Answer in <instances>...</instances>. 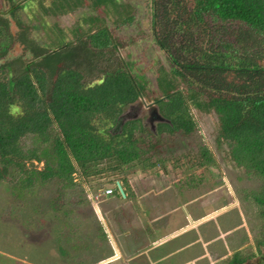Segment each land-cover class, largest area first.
<instances>
[{"label":"trees","instance_id":"obj_1","mask_svg":"<svg viewBox=\"0 0 264 264\" xmlns=\"http://www.w3.org/2000/svg\"><path fill=\"white\" fill-rule=\"evenodd\" d=\"M114 1L91 0L90 5ZM149 4L151 35L167 62L155 80L160 97L154 103L164 120L156 123V133L140 119L118 124L123 110L134 106L145 89L126 64L101 69V76L86 81L88 70L78 62L83 48L67 42L65 49L47 54L33 46L32 61L16 58L0 66V179L15 180L19 191L36 181L54 180L67 188L75 185V174L87 178L100 172L95 167L102 162L111 171L152 165L147 162L163 139L169 143L180 133H195L194 108L216 116L217 143L225 144L236 167L260 182L250 195L264 219V0ZM0 16V38L9 40L7 21ZM98 19L92 17L96 30L73 35L96 59L114 47L111 30ZM31 139L34 146L25 149L24 140ZM198 155L199 166L212 162L206 147ZM33 162L42 167L28 169ZM111 189V194L102 192L117 191Z\"/></svg>","mask_w":264,"mask_h":264},{"label":"rangeland","instance_id":"obj_2","mask_svg":"<svg viewBox=\"0 0 264 264\" xmlns=\"http://www.w3.org/2000/svg\"><path fill=\"white\" fill-rule=\"evenodd\" d=\"M90 1L80 0L76 5L75 0H0V15L7 21L10 33V41L4 36L0 38V66L16 58L20 63L32 61L29 50L33 46L42 49L39 53L46 49L47 54H51L54 49H65L63 44L67 42L84 49V54L78 51V62L82 70H88L86 81L101 76V69L124 63L134 75L142 78L145 89L134 104L139 106L125 108L118 124L140 119L156 133L154 127L159 113L154 99L160 94L155 80L167 69V62L151 35L150 0H115L97 7H91ZM96 16L99 25L107 26L114 37V47L97 53V59L73 36L76 30H96L92 23V17ZM134 107L137 109L132 110ZM191 114L196 123L195 133L191 136L180 133L176 140H168L169 143L163 139L162 146L147 162L153 161L152 165L133 164L122 171H111L107 169L109 164L102 162L95 167L100 172L87 178L75 174V185L67 188L54 180L36 181V185L19 191L15 180L0 179V264H99L111 253L112 244L105 221L100 219L92 203L102 200V190L114 189L116 181L126 195L123 197L118 190L112 195L104 194V207L116 205L113 212L122 217L134 213V218L152 220L160 215L151 225L149 223L147 231L151 236L142 242L143 249L146 243H150L149 246L156 243L155 238H170L178 231L173 228L179 222L189 226L193 210L210 212L237 200L239 210L222 213L212 222H223L224 231L238 219L246 226V219L255 251L264 247V219L250 195L258 190L260 182L236 167L225 144L217 143V119L213 113L192 108ZM24 142L25 149L34 146L33 139ZM201 147L210 152L212 162L199 166ZM26 167L39 170L42 164L27 163ZM150 203L156 208L148 209ZM143 220L132 222L137 225L136 230L146 224ZM233 233H227L229 238L244 237V229ZM135 234L136 231H130V237ZM228 259L230 261L231 257Z\"/></svg>","mask_w":264,"mask_h":264},{"label":"crops","instance_id":"obj_3","mask_svg":"<svg viewBox=\"0 0 264 264\" xmlns=\"http://www.w3.org/2000/svg\"><path fill=\"white\" fill-rule=\"evenodd\" d=\"M134 190V189H133ZM134 192V191H133ZM183 192V193H182ZM184 194V188L180 192ZM106 196L100 201L93 202L100 219L105 221V229L111 238V253L104 257L99 264H263L264 247L255 251L253 240L249 232L248 224L246 226L238 220L230 223L229 230L222 229L223 222H212L218 215L226 213L232 209H238V200L223 204L210 212H195L190 217V224L179 222L175 228L176 231L170 238L157 240L156 243L149 246L146 243V249H143V241L150 238L151 234L147 227L160 216L159 213L152 219L134 218V213L127 217L122 214H115V206L104 207L103 202ZM148 209L153 210L154 204H149ZM213 209V208H212ZM239 210V209H238ZM215 211V212H214ZM101 214L104 217H101ZM240 215V214H239ZM238 215V217H239ZM234 218V216H232ZM145 221L146 224L141 230H136L132 222L139 223ZM150 223V225H149ZM244 225V227H242ZM226 227V226H225ZM244 229V237L236 239L235 235H227L229 231L237 232ZM136 231L133 237H130V231ZM235 232L233 234H235ZM149 234V235H148ZM176 236V237H174ZM174 237V238H171ZM264 237V235H263ZM166 241V242H165ZM151 242V241H150ZM153 242V241H152ZM164 242V243H163ZM152 244V243H151ZM231 257L229 261L228 258Z\"/></svg>","mask_w":264,"mask_h":264},{"label":"water","instance_id":"obj_4","mask_svg":"<svg viewBox=\"0 0 264 264\" xmlns=\"http://www.w3.org/2000/svg\"><path fill=\"white\" fill-rule=\"evenodd\" d=\"M157 119L159 121H163V118L159 114L157 115ZM116 188H117L118 192L124 197L125 196L124 190H123L120 182H118V181H116Z\"/></svg>","mask_w":264,"mask_h":264},{"label":"built area","instance_id":"obj_5","mask_svg":"<svg viewBox=\"0 0 264 264\" xmlns=\"http://www.w3.org/2000/svg\"><path fill=\"white\" fill-rule=\"evenodd\" d=\"M105 194H111L112 193V189L111 188H107L104 190Z\"/></svg>","mask_w":264,"mask_h":264},{"label":"flooded vegetation","instance_id":"obj_6","mask_svg":"<svg viewBox=\"0 0 264 264\" xmlns=\"http://www.w3.org/2000/svg\"><path fill=\"white\" fill-rule=\"evenodd\" d=\"M134 106H135V107H137V106H139V104H138V105H134ZM135 107H134V108H132V110H133V109H137V108H135ZM149 123H150V122H149Z\"/></svg>","mask_w":264,"mask_h":264}]
</instances>
